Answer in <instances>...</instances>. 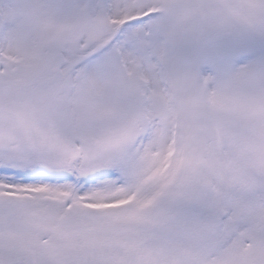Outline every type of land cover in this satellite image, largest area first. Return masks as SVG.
Returning <instances> with one entry per match:
<instances>
[{
    "label": "snow or ice",
    "instance_id": "6c2138e0",
    "mask_svg": "<svg viewBox=\"0 0 264 264\" xmlns=\"http://www.w3.org/2000/svg\"><path fill=\"white\" fill-rule=\"evenodd\" d=\"M0 264H264V0H0Z\"/></svg>",
    "mask_w": 264,
    "mask_h": 264
}]
</instances>
